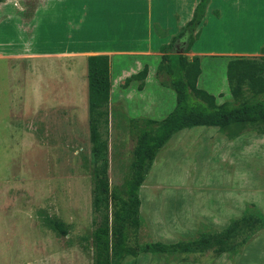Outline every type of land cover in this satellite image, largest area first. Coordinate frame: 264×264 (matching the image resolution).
Listing matches in <instances>:
<instances>
[{"label": "rangeland", "instance_id": "374dc122", "mask_svg": "<svg viewBox=\"0 0 264 264\" xmlns=\"http://www.w3.org/2000/svg\"><path fill=\"white\" fill-rule=\"evenodd\" d=\"M3 1L0 264H93V157L83 60L71 57L69 65L62 61L58 70L57 58L33 55L83 44L72 42L75 32L64 20L49 17V6L48 17L36 26V1ZM214 4L219 16L207 12L192 47L203 54L197 86L213 94L217 104L235 102L251 95L258 83L251 84L244 76L242 93L235 95L227 78V63L235 56L216 55L256 48L260 39L248 40L246 29L252 34L254 29L261 31L264 40V12L253 26L252 19L242 17L243 0H214ZM246 6L254 8L248 1ZM186 44L181 38L172 49H185ZM20 46L24 48L20 62H13L9 52ZM182 54L188 60L193 57L184 50ZM160 58L161 54L120 55L110 60V98L102 131L107 140L108 183L117 194H122L129 174L139 130L146 124L155 127L175 105L167 76L157 71ZM245 58L262 65L259 75L264 79V55ZM72 62L75 75L68 83L65 67L72 69ZM143 65L148 66L146 74H137ZM46 67L57 70L51 73ZM263 129L243 124L223 129L193 126L176 132L157 153L140 186L141 224L130 234V242L188 241L220 232L249 210L264 215ZM53 218L65 223V235L49 226ZM232 245L235 251L220 254L211 249L140 252L120 264H264V227L245 240L235 237Z\"/></svg>", "mask_w": 264, "mask_h": 264}, {"label": "trees", "instance_id": "16d2710c", "mask_svg": "<svg viewBox=\"0 0 264 264\" xmlns=\"http://www.w3.org/2000/svg\"><path fill=\"white\" fill-rule=\"evenodd\" d=\"M209 2L210 0H199L191 19L174 37V40L186 37V52L197 37L196 30ZM147 70V66H144L137 74L145 75ZM157 71L167 76L166 81L175 93V105L155 127L146 124L139 130L132 150L129 174L123 183L122 194H117L110 189L108 183L107 140L102 131L107 124L111 88L109 57L106 54L87 57L88 120L93 157V264H120L126 256H134L140 252L156 254L211 249L220 254L235 251L232 245L235 237L242 236L245 240L264 227V215L256 209L232 219L216 234L204 233L198 238L171 244L156 241L140 245L130 242V234H135L141 224L140 186L157 153L176 132L193 126H216L221 129L243 124L264 126V79L259 75L263 67L253 59L242 56L230 59L227 63V78L237 96L242 93L240 83L245 80L244 76L249 78L251 84L258 83L255 91L235 102L224 101L220 104H217L213 94L197 86L200 72L198 56L188 60L182 53H163ZM48 224L60 235L67 233L66 225L61 220L49 219Z\"/></svg>", "mask_w": 264, "mask_h": 264}, {"label": "crops", "instance_id": "0c3cea01", "mask_svg": "<svg viewBox=\"0 0 264 264\" xmlns=\"http://www.w3.org/2000/svg\"><path fill=\"white\" fill-rule=\"evenodd\" d=\"M34 1L37 3V7L34 8L33 12L34 17L38 19V21L35 22L36 26H38L40 20L48 17V11L46 10L49 6V17L52 19L64 20L62 22L75 32L72 42L78 44L82 43L83 45L70 46L68 44L64 48L53 52L36 53L33 55L44 58L50 57L52 60H56L57 58L59 67L55 66L59 68L58 70H61L60 63L62 61H66L67 65H69L68 62L71 60V57L80 56L83 60L81 70L86 86V96L88 98L87 57L89 55L106 54L109 57L110 63L112 58L120 55H162L166 52L182 53L184 47L180 50H173L172 48L180 44L181 38L186 40V37L182 36L176 40H174V37L182 31L183 27L191 19L194 8L199 0ZM246 1L251 2L254 8L252 9L246 6ZM0 3L4 5L5 1ZM216 7L214 0H210L202 21L209 10H212L215 15L219 16V10L215 9ZM241 10L243 12L242 17L245 19H252L254 21L253 26H256V18L262 17V12H264V0H243V7ZM198 29L199 26L196 30L197 34ZM250 32H252V29H246V34L249 35L248 40L254 38V41H258L257 38L260 39L256 48L246 50L248 52H242L244 54H229V52H224L225 55L216 56L255 57L264 55V40H262L258 34L261 33V31L254 29V34ZM194 42L187 52L192 56H198L200 59L203 55L202 52L192 51ZM170 43L172 45L168 47ZM162 47L166 48L162 49ZM23 49L24 48L21 46L11 49V52H9L11 54L8 58H13V62L19 63L20 59L18 58L22 55ZM59 58H62V60H59ZM70 65L72 69L65 67L66 81L68 83L70 75H75L74 62ZM144 66L147 65H143V67ZM14 67L12 65V68ZM56 68H47L46 71L53 73L57 70Z\"/></svg>", "mask_w": 264, "mask_h": 264}]
</instances>
